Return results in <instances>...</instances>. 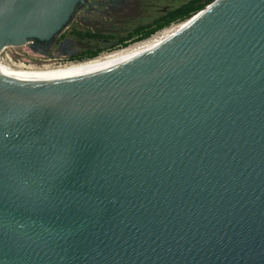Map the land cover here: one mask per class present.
Listing matches in <instances>:
<instances>
[{"label": "water", "instance_id": "obj_1", "mask_svg": "<svg viewBox=\"0 0 264 264\" xmlns=\"http://www.w3.org/2000/svg\"><path fill=\"white\" fill-rule=\"evenodd\" d=\"M83 2L0 0V52ZM185 22L80 72L0 61V264H264V0Z\"/></svg>", "mask_w": 264, "mask_h": 264}, {"label": "flooded vegetation", "instance_id": "obj_2", "mask_svg": "<svg viewBox=\"0 0 264 264\" xmlns=\"http://www.w3.org/2000/svg\"><path fill=\"white\" fill-rule=\"evenodd\" d=\"M167 11L152 0H84L53 40L36 41L30 47L51 61L59 59L57 56L66 57L69 63L94 59L135 42L156 27L153 22Z\"/></svg>", "mask_w": 264, "mask_h": 264}, {"label": "rangeland", "instance_id": "obj_3", "mask_svg": "<svg viewBox=\"0 0 264 264\" xmlns=\"http://www.w3.org/2000/svg\"><path fill=\"white\" fill-rule=\"evenodd\" d=\"M153 2H155L157 4V6H159V8H163V7H167L169 10L173 9L187 1H191V0H152ZM152 10V9H151ZM186 20L184 21H178V22H174L171 25L159 30L158 32L152 34L150 37L140 40V41H135V42H130L126 47H119L118 49H112V50H107L104 53H102L99 57H95L94 59H98L101 58L105 55H108L110 53H113L114 51H118V50H122L125 49L127 47H130L132 45H135L137 43L143 42L147 39H150L151 37L160 35L161 32L163 33L164 30L170 29L171 27L180 25L182 23H184ZM33 43L35 42H30L26 45H22V46H9L5 52L2 53V55L0 56V60L3 62V64L8 65L10 67L13 68H17V69H27L30 70L28 68H42V67H57V66H63L68 64H78V63H85L87 61H91L94 59H87L84 61H78V62H73V63H69L66 57L63 56H57V58L59 59H52L49 60L50 58H44L39 52L34 51V49H32L30 46L33 45ZM6 54L9 55V57L6 56ZM54 57V56H53ZM38 59V60H37ZM42 59V60H39ZM47 59V61H45ZM51 61V62H48ZM32 66V67H29ZM36 70V69H35Z\"/></svg>", "mask_w": 264, "mask_h": 264}, {"label": "bare ground", "instance_id": "obj_4", "mask_svg": "<svg viewBox=\"0 0 264 264\" xmlns=\"http://www.w3.org/2000/svg\"><path fill=\"white\" fill-rule=\"evenodd\" d=\"M188 25V22L182 23L180 25L171 27L170 29L164 30L163 33L161 32L160 35L151 37L150 39H147L143 42L137 43L135 45H132L130 47H127L122 50L114 51L113 53H110L108 55H105L101 58L94 59L91 61H87L85 63H78V64H66L63 66H57V67H42V68H28L27 69H17L10 67L8 65H5L6 67L22 72V73H28V74H57V73H73V72H80L83 70H88L96 67H101L110 63H113L115 61L127 58L129 56H132L138 52H141L149 47H152L160 42H163L167 39H169L171 36H173L175 33L183 29L185 26ZM36 69V70H35Z\"/></svg>", "mask_w": 264, "mask_h": 264}, {"label": "trees", "instance_id": "obj_5", "mask_svg": "<svg viewBox=\"0 0 264 264\" xmlns=\"http://www.w3.org/2000/svg\"><path fill=\"white\" fill-rule=\"evenodd\" d=\"M214 0H191L187 1L173 9H170L166 14L157 18L153 23L156 27L145 32L141 36H138L135 41L143 40L150 37L156 31H159L174 22L184 21L192 17L194 14L204 9L207 5L212 3ZM152 23V24H153Z\"/></svg>", "mask_w": 264, "mask_h": 264}, {"label": "built area", "instance_id": "obj_6", "mask_svg": "<svg viewBox=\"0 0 264 264\" xmlns=\"http://www.w3.org/2000/svg\"><path fill=\"white\" fill-rule=\"evenodd\" d=\"M9 47V46H8ZM8 47H5L1 52H0V56L2 55L3 52H5V50L8 48ZM7 57H9L8 54H6ZM1 61V60H0ZM2 62V61H1ZM3 63V62H2ZM29 67H32V66H29Z\"/></svg>", "mask_w": 264, "mask_h": 264}]
</instances>
